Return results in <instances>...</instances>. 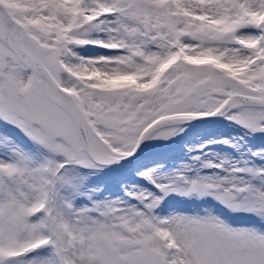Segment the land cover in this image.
Instances as JSON below:
<instances>
[{
  "label": "snow or ice",
  "instance_id": "snow-or-ice-1",
  "mask_svg": "<svg viewBox=\"0 0 264 264\" xmlns=\"http://www.w3.org/2000/svg\"><path fill=\"white\" fill-rule=\"evenodd\" d=\"M0 264H264V0H0Z\"/></svg>",
  "mask_w": 264,
  "mask_h": 264
},
{
  "label": "rangeland",
  "instance_id": "rangeland-1",
  "mask_svg": "<svg viewBox=\"0 0 264 264\" xmlns=\"http://www.w3.org/2000/svg\"><path fill=\"white\" fill-rule=\"evenodd\" d=\"M232 131H234V129L228 128L224 124L215 121L211 123H194L191 124V126L186 129V132L181 134V137L177 138L174 143H178L180 145L185 142L195 144L208 137L218 134H228ZM146 143L151 145L154 142ZM152 151V148L145 149L146 153H150Z\"/></svg>",
  "mask_w": 264,
  "mask_h": 264
},
{
  "label": "water",
  "instance_id": "water-1",
  "mask_svg": "<svg viewBox=\"0 0 264 264\" xmlns=\"http://www.w3.org/2000/svg\"><path fill=\"white\" fill-rule=\"evenodd\" d=\"M194 123H197V122H195V121H194V122H192V124H194Z\"/></svg>",
  "mask_w": 264,
  "mask_h": 264
}]
</instances>
